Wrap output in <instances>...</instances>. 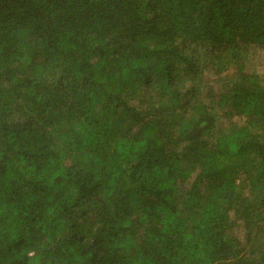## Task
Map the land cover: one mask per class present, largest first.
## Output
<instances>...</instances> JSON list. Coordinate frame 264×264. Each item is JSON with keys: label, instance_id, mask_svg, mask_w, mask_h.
<instances>
[{"label": "trees", "instance_id": "1", "mask_svg": "<svg viewBox=\"0 0 264 264\" xmlns=\"http://www.w3.org/2000/svg\"><path fill=\"white\" fill-rule=\"evenodd\" d=\"M264 0H0V264H264Z\"/></svg>", "mask_w": 264, "mask_h": 264}, {"label": "rangeland", "instance_id": "2", "mask_svg": "<svg viewBox=\"0 0 264 264\" xmlns=\"http://www.w3.org/2000/svg\"><path fill=\"white\" fill-rule=\"evenodd\" d=\"M256 62L258 63L257 65H258L259 71H263L262 66H264V62H262L260 58L256 59Z\"/></svg>", "mask_w": 264, "mask_h": 264}]
</instances>
